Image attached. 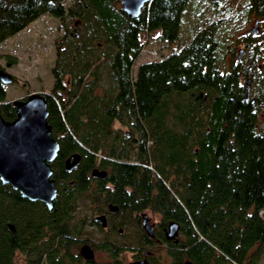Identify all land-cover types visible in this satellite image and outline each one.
Listing matches in <instances>:
<instances>
[{"label":"trees","instance_id":"1","mask_svg":"<svg viewBox=\"0 0 264 264\" xmlns=\"http://www.w3.org/2000/svg\"><path fill=\"white\" fill-rule=\"evenodd\" d=\"M119 1L0 0V43L44 14L80 20L77 32H64L52 87L42 93L59 144L50 163L57 196L47 209L0 181V264H101L83 259L82 244L106 254L107 264H124L123 252L139 258L155 241L171 264L260 263L264 20L259 41L246 39L225 70L214 20L132 75L141 35L177 40L190 0H150L133 18ZM245 11L264 18V0H247ZM103 74L110 82L98 95ZM5 95L0 81V114L12 120L15 107ZM115 121L129 131L114 128ZM73 153L80 160L67 171ZM94 168L105 177L92 176ZM108 203L118 210L108 212ZM145 210L159 217L153 238L141 227ZM103 212L105 228L94 221ZM171 223L177 240L164 236Z\"/></svg>","mask_w":264,"mask_h":264},{"label":"rangeland","instance_id":"2","mask_svg":"<svg viewBox=\"0 0 264 264\" xmlns=\"http://www.w3.org/2000/svg\"><path fill=\"white\" fill-rule=\"evenodd\" d=\"M246 3L247 0H190L185 8L184 20L177 40L173 42L161 41L157 32L141 35L142 49L132 67V75L135 74L139 63L155 61L167 56L178 49V46L196 29L203 26L209 27L214 20L219 21L215 34L222 40L218 51L221 57L219 64L225 70L230 62L236 59L238 50L243 48L242 33L248 28H253L255 14L246 13ZM79 26V18L61 21L54 16L44 14L2 41L0 43V69L17 79V82L13 81L5 85V98L13 101L24 98L30 92H48L53 83L50 67L55 61L57 46H60L66 30L77 32ZM255 40L259 41V38ZM9 58L13 61L7 64ZM109 82L103 74L101 87L97 89L96 93L103 95ZM113 126L120 129L121 132L129 131L128 127L121 126L117 121ZM144 213L153 224L158 222L159 217L155 212L145 210ZM178 238L179 234L172 239L177 240ZM157 252L164 255L166 250L164 246H160ZM122 258L124 264H127L132 261L133 257L131 252L125 251ZM94 260L101 264L109 262L106 254L97 251H94ZM258 264H264V256Z\"/></svg>","mask_w":264,"mask_h":264},{"label":"water","instance_id":"3","mask_svg":"<svg viewBox=\"0 0 264 264\" xmlns=\"http://www.w3.org/2000/svg\"><path fill=\"white\" fill-rule=\"evenodd\" d=\"M150 0H120L122 11L130 18L139 15L142 7ZM257 31L254 26L251 29ZM243 50L239 49L240 58ZM2 84H10L14 77L0 69ZM245 100L249 98L250 81H246ZM15 107V117L5 120L0 114V181L17 190L19 195L30 201H40L47 209L54 205L57 196L55 180L52 177L51 162L57 156L59 144L53 137L51 126L47 122V99L39 92H32L24 98L11 101ZM253 101H251L252 103ZM80 160L79 153H73L64 161L65 170L71 171ZM91 174L105 177L106 171L93 169ZM108 209L114 213L116 205L109 203ZM101 227L105 228L107 221L104 214L94 216ZM141 224L148 236H153V225L146 214L141 215ZM178 229L176 223L168 227V238H172ZM79 252L83 259L93 260L94 252L88 244H82ZM147 255V252L144 253ZM128 264H151L145 258L131 261ZM183 264H191L188 260Z\"/></svg>","mask_w":264,"mask_h":264},{"label":"flooded vegetation","instance_id":"4","mask_svg":"<svg viewBox=\"0 0 264 264\" xmlns=\"http://www.w3.org/2000/svg\"><path fill=\"white\" fill-rule=\"evenodd\" d=\"M263 20H264V18H261V17L255 15V19L253 21V27L255 26L257 28V31L256 32H253L251 30L252 28H248V29H246L242 33V36H241V43H242V46H243L242 50H244L246 48V43H245V40L246 39L247 40H255V39H257L259 37L260 33L262 32ZM112 205H114V204H112ZM107 211L110 212L109 209H108V206H107ZM101 214H104L105 215L106 221H107V214L104 213V212L101 213ZM144 214H146V213H144ZM148 221H149V218H148ZM150 223L153 225V236H154V231L156 229V224H153L152 222H150ZM106 226H107V224H106ZM141 227H142V224H141ZM142 229H143V227H142ZM115 230L118 231L117 233H119V234H122L123 233V229L122 228H119L117 226H116V229ZM143 231L145 232L144 229H143ZM168 231H169L168 228H167L166 231H164V236L166 237V239H172L173 237H175L176 235H178V229H177L176 234L172 238H168V236H167L168 235ZM153 236H150V237L153 238ZM155 243H157V244L155 246H153L151 249H148L146 251H143L141 257H139V258L138 257H135V253H131L132 254V257H133L132 258V261L141 260V259H144L145 258L151 264H164L166 262H167V264H171V258L167 255L166 252H165L164 255L162 253H160V252H157V250H158V248H160V246H164L162 244H159V243H163V242H161V241H155ZM164 248H165V246H164ZM145 252H147V255H144Z\"/></svg>","mask_w":264,"mask_h":264},{"label":"bare ground","instance_id":"5","mask_svg":"<svg viewBox=\"0 0 264 264\" xmlns=\"http://www.w3.org/2000/svg\"><path fill=\"white\" fill-rule=\"evenodd\" d=\"M94 169H97V168H94ZM93 170V169H92ZM98 170H100V169H98ZM92 172V171H91ZM92 175V174H91ZM93 176V175H92ZM94 177H96V176H94ZM98 178H101V177H98Z\"/></svg>","mask_w":264,"mask_h":264}]
</instances>
